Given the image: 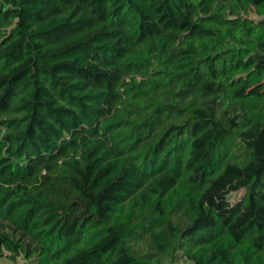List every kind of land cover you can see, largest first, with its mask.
Masks as SVG:
<instances>
[{
    "label": "trees",
    "instance_id": "1",
    "mask_svg": "<svg viewBox=\"0 0 264 264\" xmlns=\"http://www.w3.org/2000/svg\"><path fill=\"white\" fill-rule=\"evenodd\" d=\"M4 257L264 264V0H0Z\"/></svg>",
    "mask_w": 264,
    "mask_h": 264
},
{
    "label": "rangeland",
    "instance_id": "2",
    "mask_svg": "<svg viewBox=\"0 0 264 264\" xmlns=\"http://www.w3.org/2000/svg\"><path fill=\"white\" fill-rule=\"evenodd\" d=\"M249 16L254 18V19H257V15L252 11L249 13ZM242 192H239L236 194V197H239L241 196ZM21 258H18L17 259V262H21ZM0 264H17L16 262H13V261H10L7 257H4L3 259L0 260Z\"/></svg>",
    "mask_w": 264,
    "mask_h": 264
}]
</instances>
